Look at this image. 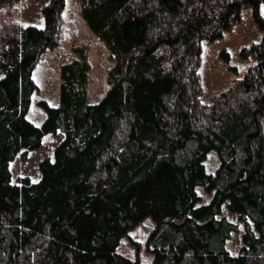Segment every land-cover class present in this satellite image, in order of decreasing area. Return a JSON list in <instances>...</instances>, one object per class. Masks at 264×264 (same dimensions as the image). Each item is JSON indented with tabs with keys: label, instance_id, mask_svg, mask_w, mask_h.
I'll return each instance as SVG.
<instances>
[{
	"label": "trees",
	"instance_id": "obj_1",
	"mask_svg": "<svg viewBox=\"0 0 264 264\" xmlns=\"http://www.w3.org/2000/svg\"><path fill=\"white\" fill-rule=\"evenodd\" d=\"M19 0H0V5ZM80 14L115 60L109 89L89 103L88 48L60 69V103L27 119L34 69L58 45L66 0L43 9L44 27L0 47V264H143L121 240L151 218L152 264H264V0H79ZM246 8L262 31L243 49L244 78L215 105L199 102L201 41L222 39ZM62 131L40 180L12 182L10 163ZM215 152L219 166L207 171ZM212 194L200 203L197 188ZM243 246L227 249L236 224Z\"/></svg>",
	"mask_w": 264,
	"mask_h": 264
},
{
	"label": "rangeland",
	"instance_id": "obj_2",
	"mask_svg": "<svg viewBox=\"0 0 264 264\" xmlns=\"http://www.w3.org/2000/svg\"><path fill=\"white\" fill-rule=\"evenodd\" d=\"M52 0H19L0 5V47L5 36L29 26L44 27L43 9ZM264 18V3L260 7ZM63 26L58 45L46 50L40 57L33 78L37 90L31 96V104L27 112L28 121L40 127L46 119V110L42 103L57 107L60 103V69L63 64L74 60V48L86 46L91 65L88 88V100L96 104L105 96L109 89L108 72L114 66L115 60L102 41L89 29L80 14L79 0H66L62 13ZM262 31L255 21L252 10L246 8L242 19L227 31L222 39L210 43L206 39L201 41V58L198 66V94L199 102L205 106H212L224 94H230L236 83L243 79L251 66L256 64L253 57L243 58V49H249L253 44L260 43ZM0 69V79L3 78ZM62 131L47 134L43 137L41 146L20 152L10 163L12 182L21 184L22 179H29L36 183L40 180V163L46 158L53 160L56 146L63 140ZM207 171L215 173L219 166V158L215 152L208 155ZM201 202L207 203L212 194L203 188H197ZM219 217H225L236 224L237 231L231 233L227 242V249L232 255H237L242 246L244 223L238 215L222 206ZM152 219L146 218L129 232L128 237L121 240L119 253L135 259L137 255L143 264H152V254L145 251V244L153 231Z\"/></svg>",
	"mask_w": 264,
	"mask_h": 264
}]
</instances>
